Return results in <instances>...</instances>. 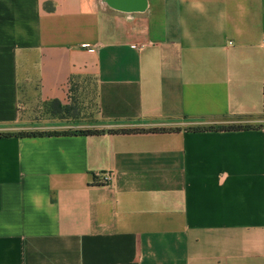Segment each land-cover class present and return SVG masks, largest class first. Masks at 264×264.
Segmentation results:
<instances>
[{"label":"crops","instance_id":"obj_1","mask_svg":"<svg viewBox=\"0 0 264 264\" xmlns=\"http://www.w3.org/2000/svg\"><path fill=\"white\" fill-rule=\"evenodd\" d=\"M75 78L167 132L0 138V264H264V0H0V134ZM223 119L259 129L183 126Z\"/></svg>","mask_w":264,"mask_h":264},{"label":"rangeland","instance_id":"obj_2","mask_svg":"<svg viewBox=\"0 0 264 264\" xmlns=\"http://www.w3.org/2000/svg\"><path fill=\"white\" fill-rule=\"evenodd\" d=\"M92 82L78 81L75 83L76 94L73 95V101L71 102V109L68 112H58L51 106H47L46 109H41L37 118L36 125L40 128H50L54 126L63 127V132L69 131H83V130H97L99 122L97 118L96 102L94 100V94ZM90 87V92L87 93L86 89ZM81 89L80 91L78 89ZM47 112V113H45ZM38 113V111H37ZM234 122L233 120L223 119L215 126H223ZM237 123V122H236ZM185 128L198 127L201 125L184 124ZM208 126V125H203ZM202 126V127H203ZM53 132L52 130H32L27 132Z\"/></svg>","mask_w":264,"mask_h":264},{"label":"trees","instance_id":"obj_3","mask_svg":"<svg viewBox=\"0 0 264 264\" xmlns=\"http://www.w3.org/2000/svg\"><path fill=\"white\" fill-rule=\"evenodd\" d=\"M78 81H83L80 79H71L70 81V105L66 107H61L59 103L53 102L50 103L49 106L51 108L55 109L58 112H68L71 109V102L73 101V95L76 94L77 89H75V83ZM86 82H89V80H84ZM93 89V87H92ZM76 90V91H75ZM79 91L81 90L80 88L78 89ZM87 93L90 92V87H87L86 89ZM94 92V91H93ZM92 92V93H93ZM94 94V93H93ZM94 100L96 102V108H97V115L99 114V108H98V103H97V96L94 94ZM259 127H255L249 124H241V123H236L232 122L227 125L223 126H215L213 124L208 125V126H198V127H191L188 128L189 131L192 132H211V131H223V132H234V131H249V130H257ZM172 129H170L171 131ZM174 131H180V128L174 129ZM161 132H167L166 129H158V128H151V129H121V130H108V131H99V130H83V131H74V132H18V133H6V134H0V138H12V137H17V138H36V137H52V136H62V135H71V134H76V135H81V136H90V135H100L104 133L108 134H133V133H161Z\"/></svg>","mask_w":264,"mask_h":264},{"label":"water","instance_id":"obj_4","mask_svg":"<svg viewBox=\"0 0 264 264\" xmlns=\"http://www.w3.org/2000/svg\"><path fill=\"white\" fill-rule=\"evenodd\" d=\"M104 3L122 13H139L145 8V0H104Z\"/></svg>","mask_w":264,"mask_h":264},{"label":"built area","instance_id":"obj_5","mask_svg":"<svg viewBox=\"0 0 264 264\" xmlns=\"http://www.w3.org/2000/svg\"><path fill=\"white\" fill-rule=\"evenodd\" d=\"M112 179L113 178H112L111 174H104V175H101L100 182L103 185H109L111 183Z\"/></svg>","mask_w":264,"mask_h":264}]
</instances>
